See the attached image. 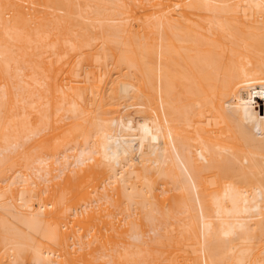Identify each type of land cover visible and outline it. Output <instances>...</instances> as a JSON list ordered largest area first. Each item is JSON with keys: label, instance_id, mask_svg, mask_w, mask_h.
Wrapping results in <instances>:
<instances>
[{"label": "bare ground", "instance_id": "bare-ground-1", "mask_svg": "<svg viewBox=\"0 0 264 264\" xmlns=\"http://www.w3.org/2000/svg\"><path fill=\"white\" fill-rule=\"evenodd\" d=\"M0 264H264V0H0Z\"/></svg>", "mask_w": 264, "mask_h": 264}]
</instances>
